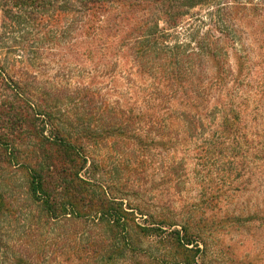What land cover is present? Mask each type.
Instances as JSON below:
<instances>
[{
	"label": "trees",
	"instance_id": "16d2710c",
	"mask_svg": "<svg viewBox=\"0 0 264 264\" xmlns=\"http://www.w3.org/2000/svg\"><path fill=\"white\" fill-rule=\"evenodd\" d=\"M219 1L0 0V264H259L215 237L264 189V0Z\"/></svg>",
	"mask_w": 264,
	"mask_h": 264
},
{
	"label": "rangeland",
	"instance_id": "374dc122",
	"mask_svg": "<svg viewBox=\"0 0 264 264\" xmlns=\"http://www.w3.org/2000/svg\"><path fill=\"white\" fill-rule=\"evenodd\" d=\"M199 8L197 11L200 18L203 19L210 8L208 7L207 9L204 6ZM180 26L184 27L182 24ZM199 28H202V30L210 28V24L205 22ZM177 31L179 30L177 29ZM240 203L246 204L248 210L251 211L256 207L258 211L255 213H258V216L256 220L249 224H234L233 228L228 230L226 234L216 236L217 250L225 256L227 262H230L229 259L236 262H248L252 260L254 262L258 261L259 264H264V189L262 190L258 186L249 187L245 193L239 196L236 205L239 206ZM221 263L224 264L225 262L221 261Z\"/></svg>",
	"mask_w": 264,
	"mask_h": 264
}]
</instances>
